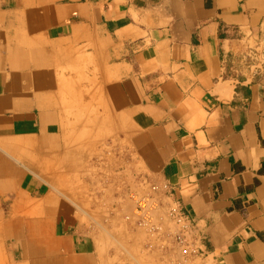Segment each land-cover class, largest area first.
I'll use <instances>...</instances> for the list:
<instances>
[{
  "label": "crops",
  "instance_id": "1",
  "mask_svg": "<svg viewBox=\"0 0 264 264\" xmlns=\"http://www.w3.org/2000/svg\"><path fill=\"white\" fill-rule=\"evenodd\" d=\"M0 264H264V0H0Z\"/></svg>",
  "mask_w": 264,
  "mask_h": 264
},
{
  "label": "built area",
  "instance_id": "2",
  "mask_svg": "<svg viewBox=\"0 0 264 264\" xmlns=\"http://www.w3.org/2000/svg\"><path fill=\"white\" fill-rule=\"evenodd\" d=\"M136 203V212L143 219L151 221L154 213L159 207V202L152 196L133 197ZM171 217L176 228L175 240L178 244L186 246L188 249H194V242L191 237L195 230V226L180 207H174L171 210Z\"/></svg>",
  "mask_w": 264,
  "mask_h": 264
}]
</instances>
